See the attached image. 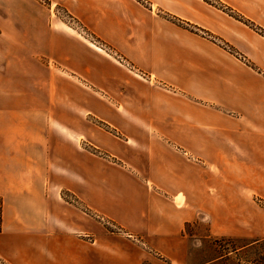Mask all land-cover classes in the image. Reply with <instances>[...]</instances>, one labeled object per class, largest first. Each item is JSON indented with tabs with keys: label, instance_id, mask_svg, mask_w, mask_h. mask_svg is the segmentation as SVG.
Here are the masks:
<instances>
[{
	"label": "crops",
	"instance_id": "crops-1",
	"mask_svg": "<svg viewBox=\"0 0 264 264\" xmlns=\"http://www.w3.org/2000/svg\"><path fill=\"white\" fill-rule=\"evenodd\" d=\"M51 1L155 79L61 31L53 7L0 0V256L142 264L145 245L175 256L199 214L213 231L247 234L252 196L264 197V0H148L153 10L140 0ZM216 44L235 53L221 57ZM28 49L113 99L76 83L65 90L53 72L43 88Z\"/></svg>",
	"mask_w": 264,
	"mask_h": 264
},
{
	"label": "rangeland",
	"instance_id": "rangeland-1",
	"mask_svg": "<svg viewBox=\"0 0 264 264\" xmlns=\"http://www.w3.org/2000/svg\"><path fill=\"white\" fill-rule=\"evenodd\" d=\"M39 1H41L46 8L53 7L55 14L51 18H53L54 24H59V29L61 31L84 40L88 43L87 45L93 50V52L114 60L119 65L133 72L139 78L154 81V76L150 74L148 70L139 68L125 58V56H123L109 41H106L97 34L89 31L75 18L70 16L64 5L59 3L53 4L51 0ZM140 1L153 10V6L148 0ZM157 13L159 12L157 11ZM60 45L62 46L60 49L63 50V52H66L67 44ZM216 45L220 48L221 57H226L230 52L235 53L233 47L228 44ZM14 47L15 45L12 44V53L15 52ZM28 52L29 56L38 59V64H34V67L37 69H39L40 66L44 67L43 88H52L50 74L53 72L59 76L60 87L65 90L71 88L72 83H76L81 84L86 90H89L93 97L109 101L113 99L92 81L82 79L79 76L77 77L76 74H72L67 67L60 65L59 62L52 60V58H49L47 55L37 53L34 49H28ZM48 77L49 81L47 80ZM29 118H31V116H29ZM88 118L99 125H103L101 120L97 119V117L92 114H89ZM68 196L69 195L65 193V197ZM69 197L71 201L76 200L72 196ZM252 198L254 202L253 204L256 206L255 208L252 207V209H250L251 221L250 226L246 229L247 234L235 235V233L227 234L220 231H213L209 216L207 214H199L194 221L188 223L189 225L186 224L188 226H185V230L183 231L185 240L182 241L184 249L176 250L177 253L173 257L162 256L156 251L150 250L149 246L145 245V242L139 241L140 244L143 243L145 245L150 253L152 252V254L149 255L150 259H146L142 264H260V249L256 250L257 247L252 248L250 246L253 245L255 243L253 241L257 239L260 241L255 243L256 245L264 243V197L259 194H253ZM1 203L3 205V198L0 196V218L2 219ZM215 214L219 224L227 223L228 219L226 210H218ZM97 218L102 221L110 231L120 232L118 226L113 221L104 218L103 216H97ZM231 227L234 229L237 228V226ZM0 264L13 263L0 256Z\"/></svg>",
	"mask_w": 264,
	"mask_h": 264
},
{
	"label": "trees",
	"instance_id": "trees-1",
	"mask_svg": "<svg viewBox=\"0 0 264 264\" xmlns=\"http://www.w3.org/2000/svg\"><path fill=\"white\" fill-rule=\"evenodd\" d=\"M191 29H193V30H195V28H193V27H191V26H189ZM1 206H2V203H1ZM188 224V223H187ZM189 225V224H188ZM188 225H186V226H188ZM1 228H2V219L0 218V230H1ZM260 240H254L253 242H255V243H258ZM253 244V245H251L250 247H252V248H254V247H257V249L256 250H258V249H260L259 251H260V261H259V263L260 264H264V243H259L260 245H256V244ZM256 245V246H255ZM258 246H260V247H258ZM251 248V249H252Z\"/></svg>",
	"mask_w": 264,
	"mask_h": 264
}]
</instances>
